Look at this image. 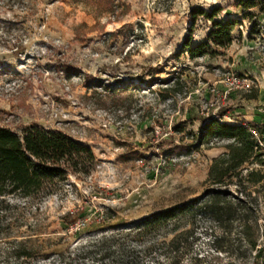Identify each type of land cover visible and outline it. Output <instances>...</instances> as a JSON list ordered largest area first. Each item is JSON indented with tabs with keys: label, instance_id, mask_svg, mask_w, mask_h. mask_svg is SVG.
Segmentation results:
<instances>
[{
	"label": "rangeland",
	"instance_id": "374dc122",
	"mask_svg": "<svg viewBox=\"0 0 264 264\" xmlns=\"http://www.w3.org/2000/svg\"><path fill=\"white\" fill-rule=\"evenodd\" d=\"M256 2L0 0V124L63 131L97 157L90 175L70 174L47 196L0 203V254L22 245L34 257L10 256L12 264H261L240 220L219 223L208 204L217 191L220 201H246L239 215L264 247V188L249 196L214 183L209 168L231 139L201 137L221 109L223 122L264 124V0ZM217 6L241 20L232 44L190 57V11ZM193 28L192 44L211 21L199 16ZM228 73L253 88L225 94ZM175 207L185 211L143 224Z\"/></svg>",
	"mask_w": 264,
	"mask_h": 264
},
{
	"label": "trees",
	"instance_id": "16d2710c",
	"mask_svg": "<svg viewBox=\"0 0 264 264\" xmlns=\"http://www.w3.org/2000/svg\"><path fill=\"white\" fill-rule=\"evenodd\" d=\"M239 4L250 9L256 6L257 2L239 0ZM221 11V6L211 9L197 7L190 11L192 25L183 43V50L188 52L190 57L215 56L221 53L219 48H228L232 44L233 30L241 20L231 16L221 17ZM199 16L211 21V29L205 40L192 44L193 26ZM225 115L227 112L221 109L217 117H207L202 127L203 138L231 139L226 145V151L213 159L209 168V178L220 185H235L241 192H246L250 196L253 190L264 188V168L249 166L256 163L264 164V124L226 123L221 120ZM178 129L183 130V125L178 126ZM96 166L97 157L93 149L63 131L50 130L37 124L16 131L0 124V203L6 202L9 197L47 196L70 174L77 177L87 176L96 169ZM259 193L255 197L258 198ZM219 194L217 191L208 204L213 217L219 223H223L224 219L240 220L244 240L249 249L254 251L255 258L260 260L262 257L260 263L264 264V247L258 244V239L248 236L247 229L251 224L248 218L239 215L240 207L247 206L246 201L240 200L239 203L220 201ZM244 202L246 205L243 207L241 205ZM183 207L159 211L142 219L143 224L169 220ZM8 248L7 252L3 251V254H0V264H12L8 260L10 256L15 260L25 261L34 257L32 248L22 245ZM63 264L68 262L64 261ZM227 264L236 263L230 261Z\"/></svg>",
	"mask_w": 264,
	"mask_h": 264
},
{
	"label": "built area",
	"instance_id": "2783aa9c",
	"mask_svg": "<svg viewBox=\"0 0 264 264\" xmlns=\"http://www.w3.org/2000/svg\"><path fill=\"white\" fill-rule=\"evenodd\" d=\"M225 87V94L232 91H250L253 88V80L248 76H241L236 73H228L222 80ZM261 145L263 143L261 142ZM259 264V263H257ZM263 264V263H261Z\"/></svg>",
	"mask_w": 264,
	"mask_h": 264
}]
</instances>
